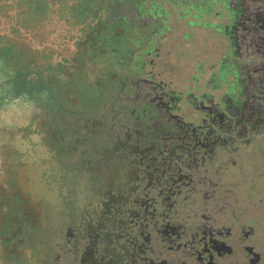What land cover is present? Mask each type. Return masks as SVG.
I'll use <instances>...</instances> for the list:
<instances>
[{"label":"flooded vegetation","instance_id":"1","mask_svg":"<svg viewBox=\"0 0 264 264\" xmlns=\"http://www.w3.org/2000/svg\"><path fill=\"white\" fill-rule=\"evenodd\" d=\"M85 10L0 84V264H264V0Z\"/></svg>","mask_w":264,"mask_h":264},{"label":"rangeland","instance_id":"2","mask_svg":"<svg viewBox=\"0 0 264 264\" xmlns=\"http://www.w3.org/2000/svg\"><path fill=\"white\" fill-rule=\"evenodd\" d=\"M97 1L0 0V45L12 47L7 60L0 57V84L17 71L35 72L46 58L56 55L64 36L76 33L73 20ZM167 33L169 39H179V32Z\"/></svg>","mask_w":264,"mask_h":264},{"label":"trees","instance_id":"3","mask_svg":"<svg viewBox=\"0 0 264 264\" xmlns=\"http://www.w3.org/2000/svg\"><path fill=\"white\" fill-rule=\"evenodd\" d=\"M32 4V2H29ZM11 45L6 44V45H0V57L2 58H9V51L11 50Z\"/></svg>","mask_w":264,"mask_h":264}]
</instances>
